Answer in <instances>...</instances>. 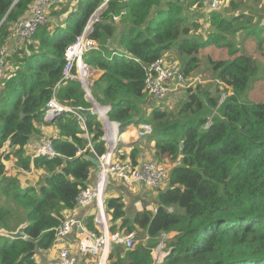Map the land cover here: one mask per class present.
Wrapping results in <instances>:
<instances>
[{"label": "trees", "instance_id": "16d2710c", "mask_svg": "<svg viewBox=\"0 0 264 264\" xmlns=\"http://www.w3.org/2000/svg\"><path fill=\"white\" fill-rule=\"evenodd\" d=\"M33 1L0 0V52L5 50L0 54V195L12 204H0V229L15 231L28 223L24 240L0 237V264H41L37 251L54 245L64 212L76 209V197L95 170L80 153L95 157L106 150L96 115L83 117L85 130L70 111L56 114L51 122L44 119L52 98L71 110L93 107L79 81L56 84L65 49L104 0H76L61 10L62 21H46L27 40L13 42V25ZM192 5V0L185 5L179 0H109L89 35L98 48L83 61L102 71L90 89L93 100L110 106L107 118L119 125V133L130 125L150 124L153 158L179 161L169 171L167 187L157 193L154 212L142 209L129 216L121 196H104L110 234L148 238L125 252L112 244L106 264H153L152 252L162 234L172 237L159 264H264V99L237 102L259 72L254 59L241 53L214 63L220 89L231 93L220 105L208 90L191 92L172 114L150 102L144 90L146 69L175 43L183 58L180 72L187 78L198 66L196 54L203 43L218 44L251 21L209 12L207 20L216 32L201 44L189 36L196 23L186 21ZM122 11L130 21L117 28L112 17ZM171 94L176 93L161 100ZM40 127L55 130L50 142L56 157L28 153L31 140L41 136ZM130 157L136 162L139 152L133 149ZM11 159L23 171H43V183L22 186L7 173L5 162ZM84 226L98 233L92 215Z\"/></svg>", "mask_w": 264, "mask_h": 264}, {"label": "built area", "instance_id": "2783aa9c", "mask_svg": "<svg viewBox=\"0 0 264 264\" xmlns=\"http://www.w3.org/2000/svg\"><path fill=\"white\" fill-rule=\"evenodd\" d=\"M64 0H34L29 12L22 18L18 19L14 25L10 35L13 42H23L30 38L36 29L46 23V15L48 9L53 6L60 5ZM109 0L104 2L90 15L83 32L76 37L75 41L67 46L64 52V64L62 66L61 76L56 87L61 83L69 80H77L89 101H93L90 89L94 81L98 80L102 71L94 69L86 65L83 56L91 50H97L96 41L89 37L93 30L94 24L100 21V15ZM189 0H179L181 5H185ZM231 0H192L193 8L199 9L201 14L206 15L209 12H218L228 6ZM125 12L122 11L112 17L114 22H118ZM5 53V50L0 54ZM115 55V53H112ZM184 78L180 70L174 64L162 56L146 69V78L144 90L148 96L153 99H164L174 89L179 90L183 87ZM173 86V87H172ZM172 87V88H171ZM222 95L220 103L223 101ZM93 115L101 121L103 125L102 141L105 143V153L101 156H95L100 163L99 173L95 177L93 183L84 188L76 197V208H88L94 206L93 222L96 232L89 231L84 224L73 217H67L55 229V240L61 241L67 238L72 231H75L78 242L77 248L81 256V260L73 255L70 250L61 246L57 250V254L47 264H106L107 256L111 250L112 244L123 245L125 251L132 250L136 247L135 234H110L108 232V215L104 209V196L107 185L111 178L120 180L127 188L135 185L145 186L152 191L158 193L164 190L168 184L169 170L150 160L134 162L130 153L123 158L120 156L121 145L132 140H143L152 134V126L148 123H141L136 127L130 125L119 133V125L110 122L107 113L110 106H100L96 102L92 103ZM98 108L102 112L98 111ZM62 111L72 112L77 120L81 130H85L83 116L77 110H71L59 105L54 98L48 104L44 115L45 121L52 119L56 114ZM209 122L205 124V127ZM40 141L33 147V156H43L47 158L56 157V152L51 146L50 139ZM95 155L92 147L89 146ZM179 161L175 162V165ZM171 210V208L169 209ZM77 229L82 231L77 232ZM122 236V237H121ZM167 237L162 234L160 241L152 252L153 264H159L163 259V240ZM147 238V237H146ZM161 246L160 250H156Z\"/></svg>", "mask_w": 264, "mask_h": 264}, {"label": "rangeland", "instance_id": "374dc122", "mask_svg": "<svg viewBox=\"0 0 264 264\" xmlns=\"http://www.w3.org/2000/svg\"><path fill=\"white\" fill-rule=\"evenodd\" d=\"M233 6L228 5L221 10V13L230 20L234 16H243V19L251 18V21L244 23L246 26L244 29L238 31L235 35H225L224 40L215 43H207L204 45L203 41L209 38L212 32H216L215 28L211 26L207 20V16L201 15L199 9L195 8L189 9V14L186 17V21L196 22L189 34L190 37L197 39L199 43H203L199 52L196 54L198 59V66L194 71H192L187 78H184L183 87L179 90L171 93H180L179 96H172L171 98H166L165 100H156L151 98L155 105L159 106L161 110L166 112H171L174 114L180 107V105L186 100L187 95L193 92H201L203 90H208L212 96H218V105L220 104L222 95L224 96L223 101L231 93H226L225 90L220 89V84L216 79V76L212 70L214 63L218 61H229L235 56L244 53L249 55L254 59L259 67V72L249 83L247 90L237 98L238 103H259L264 99V0H231ZM76 0H64L60 5L53 6L48 9L46 15V21L55 23L57 21H62L65 12L61 10H67L75 4ZM56 12L51 13L50 12ZM195 12V13H194ZM130 21L129 14L123 16L117 23H115L117 28H122ZM249 30V34H247ZM263 39V41H260ZM230 45H227L229 44ZM227 45V46H226ZM177 44L175 43L170 52H168L165 57L169 59L175 67L178 69L181 66L183 60L182 57L177 56L176 53ZM234 51V52H233ZM231 52H233L231 54ZM185 58V57H184ZM188 59V58H186ZM180 70V69H179ZM1 88V86H0ZM219 90H221L219 92ZM222 101V102H223ZM136 127V126H135ZM47 139V137H46ZM45 140V139H41ZM152 142L150 138L143 139L140 141ZM139 141V140H138ZM32 155V152L29 151ZM150 161L156 162L160 166L166 167L169 171L175 165L174 162L166 159V161L155 160L151 155H147ZM7 173L9 176L16 177L22 186H38L43 183L44 172L40 170L31 169L26 172L17 167L14 159L5 162ZM95 177L93 178V181ZM138 187V185L136 186ZM135 187V188H136ZM108 188V185H107ZM106 188V190H107ZM149 190L147 187H145ZM145 190V189H143ZM106 192V191H105ZM0 204L2 206L8 207L12 206L8 203L6 199L0 195ZM130 215V214H129ZM109 224V221H108ZM107 224V227H108ZM14 226V224H12ZM109 232V230H108ZM135 234V233H134ZM172 236L167 235L163 240V250L165 253L167 250V241L171 239ZM148 239L145 237L141 239L135 235L136 246L141 243H145ZM161 239H159L160 241ZM158 241V242H159ZM165 241V242H164ZM161 246H158L156 250H160Z\"/></svg>", "mask_w": 264, "mask_h": 264}, {"label": "crops", "instance_id": "0c3cea01", "mask_svg": "<svg viewBox=\"0 0 264 264\" xmlns=\"http://www.w3.org/2000/svg\"><path fill=\"white\" fill-rule=\"evenodd\" d=\"M195 13V12H194ZM173 87V86H172ZM171 87V88H172ZM176 89L173 90L175 92ZM178 94H171L168 98H171L172 96H177ZM134 127V126H133ZM41 130V136L38 138H34L31 140V142L27 146V151H32L33 147L38 145L41 141V139H44L47 137V139H51L53 137L55 130L52 127H40ZM148 138V137H147ZM145 138V139H147ZM153 147L154 142H147L145 141H138V140H132L130 142H127L126 144L121 145L120 150V156L123 158L128 156L129 153L136 149L139 152V159L138 161L143 160H150V158L147 157V155H151L153 158ZM166 161V159L162 160ZM95 171V170H94ZM94 173V172H93ZM96 177L92 174V177L89 180V184L93 183V178ZM44 178V177H43ZM26 186V185H24ZM133 186L132 188H127L120 180L116 178H111L108 183V188L105 192V196L110 197H117L121 196L123 198V202L125 204V209L130 214L129 216H133L135 212L141 211L142 209L151 210L154 212L156 208V200H157V193L152 191L151 189L147 190L145 186L138 185ZM136 187V188H135ZM145 189V190H143ZM94 212V206H90L88 208H79L70 211V212H64V217H73L77 220H80L83 224L87 217L91 216ZM108 215V214H107ZM110 220V216L108 215V221ZM97 230V229H96ZM98 231V230H97ZM121 234V233H119ZM148 239V238H147ZM77 242L78 237L75 233V231H72L70 235L61 240L56 241L54 245L47 251H37L35 258L36 261L41 264H47L56 254L57 250L61 246L67 247L70 252L75 255L78 260H81L80 253L77 248ZM123 252H125L123 245H121ZM123 258V256H122Z\"/></svg>", "mask_w": 264, "mask_h": 264}, {"label": "water", "instance_id": "95a60500", "mask_svg": "<svg viewBox=\"0 0 264 264\" xmlns=\"http://www.w3.org/2000/svg\"><path fill=\"white\" fill-rule=\"evenodd\" d=\"M17 0H15L16 2ZM14 2V3H15ZM14 5V4H13ZM4 21V19L1 21V23ZM0 23V25H1ZM92 103H95L92 101ZM78 112L83 116H88V115H93V110L91 109H82L79 108ZM215 112V110H214ZM52 119H48L47 122H51ZM80 155L85 156L86 160L89 161L94 167H95V171L93 173L94 176H97L99 173V167H100V163L97 160L96 157H89L86 156L84 152L80 153ZM28 226V223H23L21 224L15 231H8L5 229H0V237H4L10 240H24L26 238V235L24 233V230L26 229V227ZM82 231L81 229H77V232ZM122 237V236H121Z\"/></svg>", "mask_w": 264, "mask_h": 264}, {"label": "clouds", "instance_id": "9594fccd", "mask_svg": "<svg viewBox=\"0 0 264 264\" xmlns=\"http://www.w3.org/2000/svg\"><path fill=\"white\" fill-rule=\"evenodd\" d=\"M230 2H231V1H230ZM228 5H229V4H228ZM193 9H195V8H193ZM221 10H222V9H221ZM221 10H220V11H221ZM220 11H218V12H220ZM199 12H200V11H199ZM200 13H201V12H200ZM207 14H208V13H207ZM207 14L204 15V16H207ZM201 15H203V14H201ZM221 103H222V102H221ZM221 103H220V104H221ZM220 104H219V105H220Z\"/></svg>", "mask_w": 264, "mask_h": 264}, {"label": "bare ground", "instance_id": "6f19581e", "mask_svg": "<svg viewBox=\"0 0 264 264\" xmlns=\"http://www.w3.org/2000/svg\"><path fill=\"white\" fill-rule=\"evenodd\" d=\"M98 111L102 112V110H101V109H99V108H98Z\"/></svg>", "mask_w": 264, "mask_h": 264}]
</instances>
